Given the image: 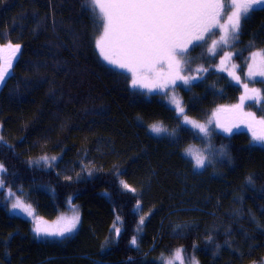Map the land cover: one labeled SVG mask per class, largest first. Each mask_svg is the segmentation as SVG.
<instances>
[{"label":"trees","instance_id":"1","mask_svg":"<svg viewBox=\"0 0 264 264\" xmlns=\"http://www.w3.org/2000/svg\"><path fill=\"white\" fill-rule=\"evenodd\" d=\"M84 2L0 0V46L21 45L0 86V163L7 169L0 189V264H164L177 249L199 264H262L264 145L242 131H213L202 144L186 126L175 136L155 137L149 129L153 123L176 129L172 95L198 121L240 103L243 83L264 96V83L245 79L249 54L264 49V10L242 21L232 47L241 50L231 61L237 70L220 65L222 52L195 47L190 53L197 50L204 60L192 62L185 74L203 79L190 88L177 81L175 92L165 95L133 89L130 73L100 57L94 40L99 23ZM198 65L208 71L196 73ZM243 108L259 119L264 99L246 100ZM209 144L228 156L198 171L184 150ZM44 155L56 157L53 167L34 163ZM9 186L18 196L22 186V199L48 218L77 205L79 230L61 240L35 238L31 220L9 213Z\"/></svg>","mask_w":264,"mask_h":264},{"label":"snow or ice","instance_id":"2","mask_svg":"<svg viewBox=\"0 0 264 264\" xmlns=\"http://www.w3.org/2000/svg\"><path fill=\"white\" fill-rule=\"evenodd\" d=\"M89 4L100 27L98 35L94 37L95 48L100 57L108 65L130 73V87L146 88L149 92L159 90L165 95L168 90L175 92L177 81L190 88L194 81L203 79L200 75L185 74V69L189 63L187 57L190 48L205 47L206 45L199 42L205 40L206 34L213 33V29L220 30L219 41H213V47L208 48V51L215 55L213 48L216 43L227 46L230 40L238 39L242 21H246L256 10H264V0H85L84 6L87 7ZM222 13L226 15L223 22ZM20 49L19 43L14 44L10 41L0 46V86H3L6 78L10 76ZM232 54L225 52L220 63L223 64L225 59H230ZM250 61L247 64L248 79L264 78V49L251 52ZM235 67L237 66L233 64V68ZM207 71L208 69L203 67L195 69L196 73ZM188 72L191 73L192 70L188 69ZM229 75L236 83H241L239 75L232 72H229ZM261 83H264V80H261ZM242 87L245 93L241 95L240 103L216 108L205 123L190 118L182 101L172 95L169 102L174 106L176 113V129L169 132V128L162 123H153L149 130L158 136L161 134L175 136L178 129L190 126L189 131L198 130L196 136L201 137L202 134L203 144L204 138H210L215 128L230 135L233 128H239L243 123L251 132L252 141L264 145V116L257 119L255 113L243 111L246 100L259 102L264 96L260 94L259 89H249L248 83H243ZM2 139L0 137V141ZM184 155L191 159L194 169L199 170L212 164L217 156L227 157L228 153L224 147L215 150L209 144L204 148L190 145L184 150ZM55 160L56 157L50 159L44 155L34 163L40 165L43 162L45 166L53 167ZM6 173L7 169L0 163V189L6 187L2 175ZM246 182L252 184L253 178L249 176ZM121 184L127 191L135 193V188L126 182L121 181ZM18 191L20 196H17L9 186L6 198H15L11 201L13 215H23L24 218L31 220L33 225L31 232L35 238L65 237L75 232L80 223L78 211L71 218L60 217L54 225H49L35 214L31 203L21 198L27 197L22 186ZM136 207H140L139 201ZM139 223L143 225V217ZM113 229L115 235L119 236L120 228L114 224ZM130 243L137 244L135 236ZM182 253L183 249H177L175 252V259L179 260L180 264H184ZM167 264H173V261L168 260ZM190 264H198V261L193 257Z\"/></svg>","mask_w":264,"mask_h":264},{"label":"rangeland","instance_id":"3","mask_svg":"<svg viewBox=\"0 0 264 264\" xmlns=\"http://www.w3.org/2000/svg\"><path fill=\"white\" fill-rule=\"evenodd\" d=\"M97 11H98V10H97ZM223 20H226V15L222 13V22H223ZM213 33H216V34L213 35ZM213 33H208V34H206V36H205V40L202 41V42H199V43H201V44H203V45H206L205 47L202 48L204 54H206V53H207V54H212V52H209V51H208V48H212V47H213V41H219L220 34H221V33H220V30H219L218 28H217V29H213ZM236 40H237V39H236ZM236 40H235V41H231V40H230V41H229V45H227V46H226V45H223L222 43H216L215 47L213 48V52H214L215 54H217L219 51L223 53V55H222L221 58H223L224 53H225V50H224L223 48L226 49V52H232V53H233L230 59H225L223 64L220 63V65H223L224 68H226L228 71H229V70L232 71L233 69H234V70H235V69L237 70V67L233 68V62L231 63V61H233L234 56L238 55V54L241 52L240 49H236V50L233 49V50H232V47H233L234 43L236 42ZM190 51H191V48H190L189 52H190ZM256 51H259V50H256ZM250 57H251V53H250L249 56H248L247 64L251 62V61H250ZM187 59L189 60V63H188L187 66H186V69H185L186 71H187L188 69H192V68H193V64H192V62H195V63L199 62V65H201V61L204 60V57H203L202 54L198 53L197 50H195V51H193L192 53H189V54H188ZM220 61H221V60H220ZM234 63H237V62H234ZM237 64H238V63H237ZM199 65H198V67H200ZM246 71H247V69H246ZM245 79H246L247 82H254V81H261V80H264V78H261V77H255L254 80H249L248 77H247V74L245 75ZM133 89H135V90H139V89H146V88H139V87H138V88H133ZM160 92H161V91H160ZM243 111L246 112V111L244 110V108H243ZM212 113H213V112H212ZM212 113H211V115H210L209 118H211ZM209 118H208V119H209ZM199 122H200V123H205L206 121H199ZM186 127L189 128L190 126H186ZM213 127H215L214 124H213ZM192 131L197 132L198 130L192 129ZM214 131H217V132H223V131H221V129H219V128H215ZM240 131H242V132H247V133L251 136V138H252V134H251V132L248 131V129L244 126L243 123L240 125L239 128H233V130H232V132H240ZM150 132H151V131H150ZM224 133H225V132H224ZM151 134H152L153 136H155V137H160L161 135H163V134H161V135L158 136V135L153 134L152 132H151ZM201 137H202V134H201ZM201 137H199V138H201ZM204 139H205L206 142H209V141H210L209 138H204ZM253 143H254V144H258V143L254 142V141H253ZM258 145H260V144H258ZM192 146L197 147V148H200V147L197 146V145H192ZM192 163H193V162H192ZM201 170H203V169H199L198 171H201ZM16 195H17V194H16ZM17 196H18V195H17ZM6 197H7V189H6V193H5V198H4V199H5L6 202H7L9 213H10L12 216L20 217V218L26 219V218H24L23 215H20V216L13 215V211H12V209H11V201L14 200L15 198H14V197H13V198H6ZM21 198H22V197H21ZM26 202H28V201H26ZM28 203H30V202H28ZM77 211H78V213H79V217H80V211H79L78 206H77V205H74V204H69V208H68L67 211H65V212H61V213H57L56 215H54L53 218H48V217L43 216V215L38 214V213H37V214L35 213V214L38 215V216H40L41 218H43V220L47 221L49 225H54L57 221H59V218H60V217H64V218H66V219L71 218V217L74 215V213L77 212ZM28 220H30V219H28ZM80 225H81V217H80V223L78 224V226H77V228H76V230H75L74 233H72V234H70V235H66L65 237H44V238H41V240H61V239L66 238V237L73 236V235H75V234L77 233V231L79 230ZM32 226H33V225H32ZM182 256H183L184 264H190V260H191V258L187 257L184 253H182ZM168 260H172V261H173V264H180V261L177 260V259H175V253H174L173 255H171L168 259H166V260L164 261V264H167V261H168ZM195 260H196V259H195ZM196 261H197V260H196ZM198 264H199V262H198ZM262 264H264V261H263Z\"/></svg>","mask_w":264,"mask_h":264}]
</instances>
